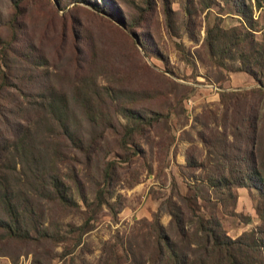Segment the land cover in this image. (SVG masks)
Here are the masks:
<instances>
[{
  "label": "rangeland",
  "instance_id": "1",
  "mask_svg": "<svg viewBox=\"0 0 264 264\" xmlns=\"http://www.w3.org/2000/svg\"><path fill=\"white\" fill-rule=\"evenodd\" d=\"M113 1L121 11L129 5L136 6L131 7V11L142 7L145 16L134 31L149 35L147 41L151 48L148 52L139 42L137 48L132 46L122 28H117L123 24L108 11L100 12L107 19L104 20L81 7H74V1L62 7L57 0H0L3 31L8 33L10 30L11 12L14 3L18 2L19 14L13 24L22 29L21 36L27 35L47 55V62L31 73V77L41 74L39 82H33L35 94L30 92L29 97L37 99L40 92L47 93L44 90L48 85L70 95L81 83L79 78L93 72L99 84L107 85L113 81V85L135 90H154L156 96L148 105L167 115L137 135L136 142L143 151L140 155L130 154L128 160H122L117 154L121 150L114 134L109 133L105 159H115L117 166L104 195L112 203L113 210L105 204L88 207L79 197H76L79 209L71 210L58 207L46 198H37L35 203L46 213L45 223L53 222L57 233L53 237L38 238L32 232V237L19 238L6 237L0 230V264H99L104 249L109 251L114 244L119 250L128 247L130 242L148 244L149 222L154 213L157 212L159 220L168 225L171 214L167 210V198L181 205L178 193L190 195L192 185L199 183L196 177L211 169L216 157L211 152L212 140L224 129L223 123L230 122L231 118L225 116L230 111L229 103L238 97V104H241L237 108L246 105L248 97L243 91L258 85L248 72L237 68L241 60L235 46L223 59L219 54L211 56L204 45V37L206 27L218 23L224 27L242 24L255 38L264 39V5L246 0L251 5V16L247 19L233 8L230 0ZM166 5L174 25L168 24L164 13ZM56 7L58 10H54ZM113 7L118 10L116 5ZM69 18L75 23L72 29L67 24ZM124 29L136 36V40L140 38L132 30ZM25 66L21 67V73ZM221 91L229 92L224 98L227 103L221 101ZM20 104L21 111L8 115L5 122L12 124L18 133H24L27 131L25 122L18 121L30 114L34 129L30 139L36 138L40 114L32 108L24 109L27 104ZM7 106L14 109L16 105L8 103ZM258 108V135L264 141V103H259ZM117 117L125 121L122 114L118 113ZM5 122H0V129L7 127ZM200 134L212 139L205 143ZM232 138L231 133L227 134V139ZM2 143L1 139L0 145ZM27 157L31 158V155L27 154ZM190 158L203 162L205 168L188 166ZM24 161L17 162L15 169L11 163H0V172H8L9 183L18 192L25 189L23 178L32 165L30 161ZM78 167L92 201L98 187L93 178L100 168L83 163ZM61 168L65 169L62 165ZM206 190L210 201L205 203L198 198L199 211H210L219 216L230 236L235 237L259 222L254 200L246 187L232 189L236 195L233 202L220 192L222 189L216 192L205 187ZM86 218L88 224L84 223ZM121 241L123 244L119 246Z\"/></svg>",
  "mask_w": 264,
  "mask_h": 264
},
{
  "label": "trees",
  "instance_id": "2",
  "mask_svg": "<svg viewBox=\"0 0 264 264\" xmlns=\"http://www.w3.org/2000/svg\"><path fill=\"white\" fill-rule=\"evenodd\" d=\"M73 1L74 7H81L104 20L107 19L100 12H110L123 24L117 28H122L132 46L137 48L139 42L145 51L151 48L147 41L149 35L134 31L145 16L141 6L131 11V7L136 6L129 5L121 11L113 0H57L62 7ZM80 1L90 6L82 5ZM230 1L236 11L250 18L251 5L246 0ZM255 1L258 6L264 5V0ZM113 5L118 10H114ZM19 6L18 2L14 3L8 33L3 31L4 24L0 22V122L21 111L22 102L27 104L24 109L32 108L40 114L39 131L36 138L30 139L34 131L30 114L18 121L25 122L26 132L18 133L8 121L5 122L7 127L0 129V143L1 139L3 141L0 163H11L14 169L19 161L32 163L23 178L25 189H19L20 192L9 183L8 172H0V230L6 237L28 238L32 232L38 238L53 237L57 233L56 226L53 222L45 223L46 213L35 203L37 198H46L58 207L71 210L79 209L76 198L79 197L88 207L97 208L105 204L113 210L112 203L104 195L117 166L115 159H105L109 133L114 134L116 145L121 150L117 154L122 160H128L130 154L140 155L143 151L136 142L137 135L167 115L148 105L156 96L154 90H135L120 84L113 85V81L107 85L99 84L93 72L82 75L79 78L81 83L73 88L70 95L48 85L44 90L47 93L41 90L39 98L29 97L30 92L35 94L34 83L39 82L41 74L31 77V73L47 62V55L27 35L21 36L22 29L13 24L17 20ZM164 13L168 24L174 25L168 5L164 6ZM67 24L71 29L75 26L72 18ZM124 28L132 30L140 38L136 40V36L128 34ZM204 45L211 56L219 54L222 59L235 46L241 60L237 68L248 72L258 85L243 91L248 97L246 105L237 108L241 104H238V97L229 103L230 111L225 116L231 118L230 122L223 123L224 129L219 130L212 140L211 152L214 157L216 155L215 161L210 165L211 169L205 171L204 177H196L199 183L191 186L192 193H178L181 205L167 198V210L171 214L168 225H164L155 212L149 222L148 244L144 241L142 245L130 242L121 250L114 244L109 251L104 249L103 260L99 264H264V141L258 135V107L259 103H264V39L255 38L253 32L242 24L224 27L214 23L206 27ZM25 64L21 73L20 69ZM226 96L229 92L221 91V101L227 103ZM141 101V105H135ZM8 103L16 105L15 108H9ZM118 113L123 115L124 122L117 117ZM230 133L231 140L227 139ZM200 136L205 143L212 139L204 134ZM80 163L100 168L93 178L98 187L92 201L88 186L80 175ZM187 164L205 168L203 162L198 163L193 158L188 159ZM238 186H244L251 192L259 222L232 237L219 216L210 211H199L198 198L205 203L210 201L205 191L208 187L216 192L222 189L220 192L233 202L236 195L232 189ZM202 206L206 207V204ZM84 223L88 224V218ZM121 244L123 241L119 246Z\"/></svg>",
  "mask_w": 264,
  "mask_h": 264
}]
</instances>
